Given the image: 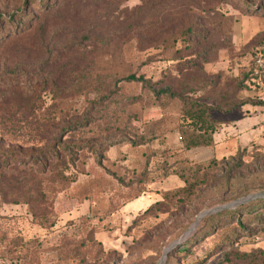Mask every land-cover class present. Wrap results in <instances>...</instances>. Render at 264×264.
<instances>
[{
	"label": "rangeland",
	"instance_id": "374dc122",
	"mask_svg": "<svg viewBox=\"0 0 264 264\" xmlns=\"http://www.w3.org/2000/svg\"><path fill=\"white\" fill-rule=\"evenodd\" d=\"M3 7L20 25L0 18V41L14 34L0 43V149L46 146L81 120L95 129L74 141H127L105 148L101 167L79 154L66 187L30 205L36 218L29 205L0 203V264H52L79 243L85 264H264V120L254 119L264 106L244 87L264 0ZM166 89L174 96L155 95ZM239 163L247 171L233 178ZM186 185L191 195L144 214Z\"/></svg>",
	"mask_w": 264,
	"mask_h": 264
},
{
	"label": "trees",
	"instance_id": "16d2710c",
	"mask_svg": "<svg viewBox=\"0 0 264 264\" xmlns=\"http://www.w3.org/2000/svg\"><path fill=\"white\" fill-rule=\"evenodd\" d=\"M4 2L5 0H0V18L4 19L3 25L9 24L19 26L20 21H18L19 23L13 21L14 14L9 15L8 17L4 15ZM13 36L14 34L7 35L6 37L1 39L2 41H0V43L3 41L11 40ZM261 42L262 41H260V43ZM13 49H15V51H20L22 47L15 45ZM251 69L252 54L247 66V79L244 83V87L249 91ZM123 81L127 83H141L142 85H145L147 88L152 90L148 85L149 83L142 77L137 78L134 75H129L124 78ZM169 92L170 90L166 89L155 93V95L159 96L161 94H168L170 97L174 96L173 93ZM255 97L262 103H257L254 106H264V102L262 101V98L264 96ZM229 99L230 97H226L221 99V101L226 102L229 101ZM214 107L213 109L216 110ZM223 112L225 113L226 111ZM84 122L85 121L83 120L74 121L71 124H66L64 127H60L52 138L46 139V146L37 147L33 145L24 147L22 145H11L7 146L6 149H0V203L15 205L25 204L30 206L37 200L44 199L46 194L55 195L66 187V171H69L70 168L75 170L74 168H76L75 164L77 162L76 160L78 159L79 154L85 151L89 152L93 156L96 165L98 167H101L105 148L114 146L120 142L127 141V139L115 140L113 137L109 136H107L106 139L99 141L97 137H94V135L92 136L94 138L91 137L87 140L84 139L85 141H74V138H76L75 135L80 136L81 134H85V130L87 128H89L88 132L92 129H95L94 122ZM66 137L69 139L66 140ZM72 139L73 141H70ZM131 145H133V143ZM262 163V170H264V157ZM242 171L247 170L243 168L241 169L240 163L234 165L230 169L231 177L234 178L236 175L242 174ZM248 171L250 170L248 169ZM177 194L191 195V185H186L184 188L178 189L174 192L164 193L161 201L149 206L144 211V214H148L152 210L153 206H156L159 209L161 207H167L170 200L169 197L171 195L175 196ZM177 200L179 201L183 199L181 196H178ZM257 202L264 205V199H260ZM241 208H243V205H241ZM252 210L253 208L251 207V205H249L246 207L245 213L243 212V214H246L247 212ZM30 211L32 213V217L36 218L31 206ZM240 222L241 221H238L239 225ZM50 227H52V224H50ZM188 244V242L181 243L175 248L182 247ZM82 246L83 243H79V245L74 246L75 249L73 248L72 250H67L65 248L58 249L57 255L59 257H63L64 259L62 260L57 256L52 264H68L70 262H72L73 264H85V260L82 254H80L81 251L79 252Z\"/></svg>",
	"mask_w": 264,
	"mask_h": 264
},
{
	"label": "built area",
	"instance_id": "2783aa9c",
	"mask_svg": "<svg viewBox=\"0 0 264 264\" xmlns=\"http://www.w3.org/2000/svg\"><path fill=\"white\" fill-rule=\"evenodd\" d=\"M250 92L254 96H264V39L252 53Z\"/></svg>",
	"mask_w": 264,
	"mask_h": 264
},
{
	"label": "water",
	"instance_id": "95a60500",
	"mask_svg": "<svg viewBox=\"0 0 264 264\" xmlns=\"http://www.w3.org/2000/svg\"><path fill=\"white\" fill-rule=\"evenodd\" d=\"M254 197H257V196H250V197L247 198L246 201H248V200H250V199H252V198H254ZM243 201H245V199H244V200H241V201H239V202H237V203H240V202H243ZM232 205H234V204H232ZM229 206H230V205H229ZM227 207H228V206H221V207H218V208H215V209H212V210H209V211H206V212L201 213V214L198 216L196 223L198 222L199 219L205 217L206 215H210V214H212V213H215V212H217V211H219V210H222V209H225V208H227ZM196 223L193 224L192 228L196 225ZM179 244H180V243L176 242V243H174V245H173L172 247H174V246H176V245H179ZM169 249H170V248H169ZM169 249H166V250L164 251V256L166 255V253L168 252ZM164 256H163V259H164Z\"/></svg>",
	"mask_w": 264,
	"mask_h": 264
},
{
	"label": "crops",
	"instance_id": "0c3cea01",
	"mask_svg": "<svg viewBox=\"0 0 264 264\" xmlns=\"http://www.w3.org/2000/svg\"><path fill=\"white\" fill-rule=\"evenodd\" d=\"M262 101L264 102V97L262 98ZM254 109L263 110V108H260V107H254ZM256 112H258V113H257L256 118L254 117V119H256L255 121H257V122L263 121L264 120L263 112H261V113H260V111H256Z\"/></svg>",
	"mask_w": 264,
	"mask_h": 264
}]
</instances>
